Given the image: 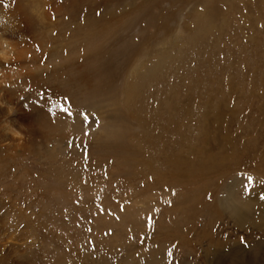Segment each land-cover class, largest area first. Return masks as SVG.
Returning <instances> with one entry per match:
<instances>
[{
    "label": "rangeland",
    "instance_id": "1",
    "mask_svg": "<svg viewBox=\"0 0 264 264\" xmlns=\"http://www.w3.org/2000/svg\"><path fill=\"white\" fill-rule=\"evenodd\" d=\"M47 2L0 87H55L72 130L24 151L0 125V264H264V0Z\"/></svg>",
    "mask_w": 264,
    "mask_h": 264
},
{
    "label": "bare ground",
    "instance_id": "2",
    "mask_svg": "<svg viewBox=\"0 0 264 264\" xmlns=\"http://www.w3.org/2000/svg\"><path fill=\"white\" fill-rule=\"evenodd\" d=\"M48 6L47 0H0V80L3 70L22 66L26 59L39 56V50L47 43L45 26L51 25ZM53 23L54 20H52ZM17 59L21 60L18 63H13ZM4 86L2 89L0 87V114H2L3 109L7 113L3 112L0 116V125L3 124L6 129L11 131H9L11 133L10 143L15 147H22L23 149L27 147L24 151H33L34 147L40 144L43 139L51 138L49 135L52 133V138L59 141L71 133L72 127L68 121L61 126L54 120L63 112L62 109L66 105L55 87H53L54 92H49L46 83L39 81L36 76L30 74L22 75ZM30 89L34 95L45 97L44 103L48 106L47 110L43 109L42 111L37 108L31 100L30 103H27L30 105L29 107L23 103L24 93L26 91V93L31 94L28 92ZM11 102L13 103L12 108L10 107ZM37 114L39 116L35 117ZM65 116L69 117L67 114ZM47 118L50 124L48 121L44 122ZM41 119L45 120L42 121ZM46 129L47 132L45 133ZM1 144L2 142H0ZM8 150L9 147L0 146L2 155L6 154ZM229 205L239 220H242V215L246 211H253L252 205H244L245 207L234 203ZM259 220L264 221V218H259ZM222 256L221 253L215 251L214 264H223L224 258ZM207 262L209 263L208 260Z\"/></svg>",
    "mask_w": 264,
    "mask_h": 264
},
{
    "label": "snow or ice",
    "instance_id": "3",
    "mask_svg": "<svg viewBox=\"0 0 264 264\" xmlns=\"http://www.w3.org/2000/svg\"><path fill=\"white\" fill-rule=\"evenodd\" d=\"M62 111H66V109H62ZM84 119H85V120L88 119L87 115H85ZM249 183H251V178H250V177H249Z\"/></svg>",
    "mask_w": 264,
    "mask_h": 264
}]
</instances>
